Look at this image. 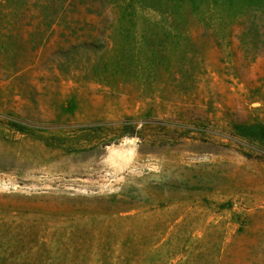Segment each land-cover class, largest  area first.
I'll return each mask as SVG.
<instances>
[{
  "label": "rangeland",
  "instance_id": "374dc122",
  "mask_svg": "<svg viewBox=\"0 0 264 264\" xmlns=\"http://www.w3.org/2000/svg\"><path fill=\"white\" fill-rule=\"evenodd\" d=\"M0 264H264V0H0Z\"/></svg>",
  "mask_w": 264,
  "mask_h": 264
},
{
  "label": "trees",
  "instance_id": "16d2710c",
  "mask_svg": "<svg viewBox=\"0 0 264 264\" xmlns=\"http://www.w3.org/2000/svg\"><path fill=\"white\" fill-rule=\"evenodd\" d=\"M16 129H17V130H22V128H21V127H17ZM125 132H126V133H133V131H131V130H130V131H128V132H127V131H125Z\"/></svg>",
  "mask_w": 264,
  "mask_h": 264
},
{
  "label": "bare ground",
  "instance_id": "6f19581e",
  "mask_svg": "<svg viewBox=\"0 0 264 264\" xmlns=\"http://www.w3.org/2000/svg\"><path fill=\"white\" fill-rule=\"evenodd\" d=\"M121 156V155H120ZM126 160V159H125ZM116 166H118V165H116Z\"/></svg>",
  "mask_w": 264,
  "mask_h": 264
}]
</instances>
